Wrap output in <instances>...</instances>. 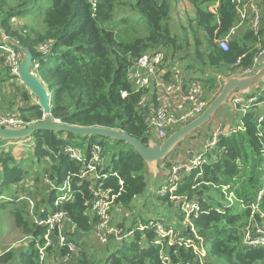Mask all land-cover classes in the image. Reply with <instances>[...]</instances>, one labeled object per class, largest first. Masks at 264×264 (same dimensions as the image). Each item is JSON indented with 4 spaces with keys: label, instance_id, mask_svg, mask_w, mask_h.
I'll use <instances>...</instances> for the list:
<instances>
[{
    "label": "trees",
    "instance_id": "1",
    "mask_svg": "<svg viewBox=\"0 0 264 264\" xmlns=\"http://www.w3.org/2000/svg\"><path fill=\"white\" fill-rule=\"evenodd\" d=\"M187 1L195 11L194 17H189L190 25L193 23L197 25L195 28L203 29L208 41L209 46L203 48V52L196 29L191 31V37L187 34L185 40H180L173 32L170 5L166 0H97L96 7L89 0H0V38L7 37L8 42L28 49L35 60L46 64L48 79L54 88V92L49 90L51 113L56 120L69 125L119 129L149 144L154 140L146 122L149 109L139 106L148 89L136 90L131 80L140 57L163 49L168 60L170 57L189 60L190 67H198L197 73L194 72L197 78L194 74L191 76L203 85L209 96L220 89L219 75L229 78L241 68L251 66L264 44V29L256 31L247 22L230 39L227 49L218 44L217 40L237 22L235 0ZM124 8L127 12L122 20L130 21L132 16L138 15L144 17L149 24L148 35L138 36L133 41L118 40L110 23L115 9ZM31 12L39 21L38 25L19 22ZM17 24L22 25L16 27ZM42 44H48L49 50L43 52ZM2 50L0 48L1 63L6 57ZM239 58L240 65H236ZM208 65L217 70L216 76H209ZM4 68L0 72V87L11 78L8 68ZM38 75L44 81L39 71ZM22 87L1 96L0 108H17L25 122L42 120L41 106L36 101L31 102L35 96ZM234 95L244 101L255 97V94L246 93L243 95L247 97H243L239 92L232 93L231 102ZM19 98L28 104L19 106ZM232 110L237 111L234 107ZM261 111L260 106H251L246 112L236 113L239 118L230 127L233 130L219 136L205 160L189 174H184L175 189L157 196L158 200L168 201L178 209L181 208L176 205V198L199 202L200 208L189 217L181 213L178 218L181 227L175 228L198 245L203 243L206 255L202 259L192 246L171 244L167 239L164 245L155 243L158 237L155 227L149 220L137 218L131 227L121 226L129 236L96 248L94 254L83 250L81 257L70 264H264V246L244 242L248 231L254 232L264 224V120L258 123ZM76 137L90 139L87 156L95 144L102 146L103 155L104 144L96 137L50 130H40L33 137L32 154L37 167L34 181L41 182L48 174L54 185L53 188L47 186L48 197L41 193L40 203L46 208L36 215L42 219L63 209L76 232L87 234L94 231L98 222L91 213L95 201L92 189L101 186L112 190L117 195L115 207L131 209L135 199L147 192V163L132 145L111 139L118 150L107 165L104 164L103 172L108 176L98 181L81 178L84 163L71 159L65 152V146L71 144L69 140ZM178 158L179 152H176L172 159ZM29 160L33 163L32 158ZM27 161L18 162L12 151L0 152V195L8 198L7 202L0 198V210L11 205L2 215L10 217L13 225L30 239L21 251L12 248L0 255V264H40L38 246L44 244L47 228L34 223L29 217L28 199H20L12 188L32 173L33 170L24 168ZM172 164L169 161L166 167L171 170ZM66 181L73 198L57 206L59 188ZM231 192L233 202L228 200ZM257 203L258 208L254 209ZM77 233L73 240L79 245Z\"/></svg>",
    "mask_w": 264,
    "mask_h": 264
},
{
    "label": "built area",
    "instance_id": "2",
    "mask_svg": "<svg viewBox=\"0 0 264 264\" xmlns=\"http://www.w3.org/2000/svg\"><path fill=\"white\" fill-rule=\"evenodd\" d=\"M93 7L97 6V0H89ZM238 12V19L236 24L231 27L229 32L220 39H216L218 44L224 48H228V43L232 37H234L240 28L249 23L250 26L256 31L264 29V20L261 17V0H235ZM8 38L6 37V41ZM18 45L15 42H8L5 49L13 50L18 53L20 60L23 58V53L20 52L14 45ZM4 47V46H3ZM41 50L46 52L49 50L48 44H42ZM8 64L13 67L16 75L19 77L18 61L16 58L12 60L8 58ZM17 60H19L17 58ZM241 58L238 59L236 65H240ZM20 63V62H19ZM264 65V44L261 45L258 54L255 55L253 64L247 68H241L237 74L231 76H251L259 71ZM42 66L41 60H35L33 64V72L38 75V70ZM259 67V68H258ZM39 76V75H38ZM40 77V76H39ZM218 82L220 83V89L222 88L223 76L219 75ZM131 80L136 90L148 89L146 95L140 100V107H148L149 112L146 116V122L153 136L159 139H166L170 132L181 128L188 122L194 120L201 115L205 109L212 102L215 94L207 96L203 85L196 79H193L191 75L183 73L169 63L167 54L164 50H153L152 52L145 53L139 58L135 66L134 71L131 73ZM25 85V84H24ZM26 86V85H25ZM27 89H29L26 86ZM219 89V90H220ZM31 91V90H30ZM50 92V91H49ZM32 93V92H31ZM264 82L261 84L260 91L255 97L250 98L248 101H244L239 95H234L232 98L233 106L237 111H248L251 106H260L262 108L261 113L258 115V123L264 120ZM241 107V109L239 108ZM58 122H61L57 120ZM35 122H25L18 113L9 112L0 116V125L22 128ZM233 130V127L230 129ZM223 133L218 132L215 135L221 136ZM219 136L207 141V147H214L219 139ZM4 141L0 138V147L4 145ZM65 152L73 160L83 162L84 170H82L81 178H93L98 181L101 178H106L107 173H104V157L102 155V148L99 144L92 146L89 156L84 157L82 151L71 144L65 146ZM205 159L202 155L197 156L189 161L188 164L180 162L179 160H173L172 175L168 178L174 182L180 177V172L185 169L186 172H191L194 168L200 165ZM104 168V169H103ZM188 173V174H189ZM183 176V175H182ZM45 184L50 188H53V182L48 174L43 178ZM122 184V182H120ZM163 187V186H162ZM170 191L173 190L169 184L165 187ZM162 189V188H161ZM175 189V188H174ZM228 189L225 188V190ZM61 194L57 197L55 205L59 206L64 202L72 200L73 194L70 184L66 183L59 188ZM95 196V201L92 204L91 213L97 217L98 222L95 226V238L103 247L107 246L114 240L121 241L123 238L129 236L125 229L116 225L114 222L113 209L115 206L116 194L112 193L110 189H103L101 186H96L92 189ZM169 191V192H170ZM1 193V187H0ZM168 193V192H167ZM166 193V194H167ZM161 193V190L159 192ZM162 194V195H166ZM0 198L7 200L6 196L0 195ZM26 198V197H25ZM174 199L176 197H173ZM20 199H23L20 197ZM187 200V198H186ZM228 200L233 202L234 194L231 192L228 194ZM30 203L29 213L33 217L35 224L45 226L47 232L44 235V244H39L40 264H44L48 256L49 248H52L56 252V256L63 264H70L74 260L81 257L83 249L73 240L76 235V227L73 226L69 220L67 211L59 209L51 213L46 218H39L35 215L34 208L35 203L33 200L28 199ZM176 205L183 208L186 217H189L192 213L200 208L199 202L196 200L185 201L182 198H176ZM253 208H258V203L253 205ZM38 217V219H36ZM152 222V221H150ZM155 227L157 234V240L155 243L164 245V241L167 239L169 243H178L180 245L192 246L198 256L202 259L206 255L205 247L202 244L198 245L192 238L185 237L178 229L166 227L163 231L156 229L157 223H150ZM145 226H141L143 229ZM197 237V236H196ZM198 238V237H197ZM173 239V241H170ZM244 242L251 246H264V227L257 230L248 231ZM164 257V260H167Z\"/></svg>",
    "mask_w": 264,
    "mask_h": 264
},
{
    "label": "rangeland",
    "instance_id": "3",
    "mask_svg": "<svg viewBox=\"0 0 264 264\" xmlns=\"http://www.w3.org/2000/svg\"><path fill=\"white\" fill-rule=\"evenodd\" d=\"M261 3L263 4L264 0H262ZM190 5L191 4L189 2L187 3L185 0H176L177 8L176 9L173 8L172 11H170V17H171L170 22L172 23L171 28L173 32L177 35V37L180 38V40H185V37L186 39H188L187 34H189V36L191 37V31L196 29L197 30L196 32H198V36L203 43L202 48L200 47L201 51L203 52L204 49H207V47L209 46L207 43L208 41H207V38L205 37V32L203 29L195 28L197 25L194 26L193 23L190 25V22L188 21L190 19L189 17L191 16L193 17L192 15L193 12L191 11ZM126 12H127V8H124L122 10L115 9L114 18L112 19L110 23L111 27L116 32V36L118 40L133 41L138 36L148 35L149 24L147 20L140 15H138L136 18L135 16H132L133 19H131L130 21L122 20V16L125 15ZM175 13H180V14L175 15ZM261 17L264 20V9L261 10ZM19 22L23 24H27L28 26L39 24V21L36 20L33 12H31L28 17H25V19L19 20ZM21 25L17 24L16 27H20ZM184 26L186 27L184 28ZM5 39L6 37H4L3 39L0 38V44L2 43L1 40H3V43L0 45V48L3 49L2 50L3 54L6 56L4 62L3 63L0 62V72L1 70L5 69L4 67L8 68V70L10 71L11 78L9 79V81L3 83L2 87H0V97L8 96L12 90L16 92L19 87L23 86L24 88H26V86L22 85V81L20 80L18 75L15 74L13 67H11L7 62V60L9 61L8 58H10L11 60L13 58H16L15 60L18 61V64L21 60L18 56V53L14 52L13 50L10 51L9 49H5V47L8 45ZM1 55L2 54L0 53V56ZM17 58L19 60H17ZM188 61L177 60V58H173V57H170L169 59V63L172 64L175 67V69H178L179 71L186 73L188 75L194 74V76L197 78L194 72L197 73L198 67L197 66L190 67ZM38 71H39V74L44 78L46 87L49 90H52L54 92V88L53 89L51 88V84L48 79L46 64L44 63L42 65V68ZM207 71H208L209 76L210 75L216 76L217 70L211 67L210 65L207 66ZM9 83L14 84V86H10ZM260 88H261V84L254 85L253 88L251 89L250 95H253V94L257 95L258 92L260 91ZM27 90H29V92L31 93L30 89H27ZM220 91L221 89L218 90L216 93L214 92L215 96ZM32 96L34 95L32 94ZM243 97H247V95H243ZM35 101L37 102V99L32 97L31 102H35ZM229 103H230V106H232V108L234 107L231 100H229L227 105L222 106L220 110L218 111L219 113L217 112L218 114L216 113L217 115L215 114L216 116L215 115H214L215 117L213 116L214 118L210 123H206L202 127L200 126L197 129V131L191 133L185 140L181 141L179 145L170 153V155L166 159L159 160L157 163L151 165V168L148 167L147 165V170H146L145 175L149 174L148 178L150 179V173L153 175L160 174L161 172L165 171V168H169V167H166V164H169V161L178 160L181 157L185 158L183 161L184 164H188L191 159L197 158V156L199 155H202L203 158L207 156V152L209 151V149L212 148V147L206 146L207 141L214 139V137L217 138L219 135H215V134H217L218 132L220 133L229 132L230 127L233 126L234 122H236L237 119L239 118V114H236V113L244 112L243 110L234 112V110H232L231 107L229 106ZM27 104L28 102L23 101L20 98L18 99L19 106H26ZM225 108L228 109V114L224 113ZM9 112L18 113V109L14 108L10 110V109L0 108V116L5 115ZM215 118H216V121H214ZM208 137H210V139H207ZM28 139L29 138L22 139V140L6 141L4 145L0 147V152L12 151L13 155L15 156L18 162L28 160L23 165L25 169L33 170L32 173H30L27 177L25 176L22 182L17 183L16 185H13L12 188H13V191L14 190L16 191V194L18 195V197H21V198L26 197L27 199H31L34 201L35 203L34 212L36 215V214H39L44 208H46L44 205L40 203V197L42 196L41 193L44 192L45 195H47L48 197L50 190H48L47 185L45 184L43 180L44 177L41 178V182L34 181V174L37 172V167H35L36 161L32 154L33 145L35 144V139L33 138L29 140ZM96 139L99 142H103L104 144L103 157H104L105 166H106L110 158L118 150V146L116 145L115 141H112L109 138L96 137ZM155 139L158 142L163 141L162 139L156 138V136L154 135V140ZM69 142L71 143V145L78 147L82 151L83 156L87 157V151H88L89 143H90L89 138L76 137V138L70 139ZM191 147L194 149L197 148L198 153L196 155L188 153L187 155L182 156V154H185V153H181L178 159H172L174 154L176 152L178 153L180 149L184 148L186 150H189ZM31 158L33 159V163H31L29 160ZM173 165L174 164L170 166L171 170L169 169L168 171L169 177L172 175ZM188 173L189 172H186L185 169H183L180 172L181 178H179V180L177 179L175 182L173 180H170L168 176H166L167 177L166 183L163 185V187H161L162 189L160 188L161 193L166 194L167 192L170 191L169 189L165 188L167 184H169V186L172 189L176 188L178 183L183 178L184 174H188ZM1 181H2V177L0 176V184H1ZM227 187L228 186H224V189ZM45 188L47 189V191H43ZM30 192H32V194H29ZM3 200L5 201V199H2V201ZM11 207H12L11 205H7L5 206V210H0V255L4 254L5 252H7L8 250L12 248L17 251H21L22 248L28 246L29 241H30L28 237L24 236L23 233L13 225L12 223L13 221L10 217H5V215L4 216L2 215V214L7 213L6 209L11 208ZM29 209H30V204L28 205V212H29ZM113 210H114L113 211L114 212V222L116 225L120 227L121 226H123L124 228L131 227L133 225V222H135L137 218L138 219L145 218L149 221L157 223L156 229L158 230L162 229L165 232L166 230L164 228V225L170 228L181 227V222L178 218L181 215L182 211L184 212L183 208L178 209L174 205L169 204L168 201L163 202L162 200H158V198L155 197V193L153 192H150V193L148 192L147 194L143 196H139L137 198V201L135 202V206L131 209H123V208L118 209V207L114 206ZM167 210L169 214L168 212L167 213L165 212ZM172 212H174V214H172ZM29 217L32 220H34L33 217L30 215V213H29ZM36 219H38V217H36ZM95 237H96L95 232L93 231V234H91L89 241H87V244L82 245V247L90 246L91 252H93L96 248H103L104 245H101ZM170 241H173V239H171ZM49 253L50 254H48L44 264H63L61 261L57 259L55 251L51 250Z\"/></svg>",
    "mask_w": 264,
    "mask_h": 264
},
{
    "label": "water",
    "instance_id": "4",
    "mask_svg": "<svg viewBox=\"0 0 264 264\" xmlns=\"http://www.w3.org/2000/svg\"><path fill=\"white\" fill-rule=\"evenodd\" d=\"M14 46L23 53V58L18 66L19 78L22 83L31 90L32 94L37 99V102L43 111V117L42 120L22 128L0 125L1 139H31L35 137V134L40 130H50L54 132L71 133L84 137H105L113 140H123L136 149L150 168L151 165L157 163L159 160L166 159L181 141L186 139L191 133L197 131L200 126L206 124L222 106L228 103L231 94L236 89L241 93L246 94L251 91L254 85L264 82V65L257 73L251 76H231L225 78L223 80L221 91L215 96L201 115L170 133V135L162 142L152 140L149 144H144L142 141L119 129H110L99 126L84 127L58 122L51 113V93L46 87L45 82L33 72V64L35 61L34 54L20 45Z\"/></svg>",
    "mask_w": 264,
    "mask_h": 264
},
{
    "label": "crops",
    "instance_id": "5",
    "mask_svg": "<svg viewBox=\"0 0 264 264\" xmlns=\"http://www.w3.org/2000/svg\"><path fill=\"white\" fill-rule=\"evenodd\" d=\"M168 3H169V5H170V10L172 11V9L174 8V9H176L177 8V6H176V0H166ZM187 3L189 2V1H187V0H185ZM261 2H262V0H261ZM190 7H191V11L193 12V17H194V15H195V11H194V8L190 5ZM261 7H262V10L264 9V3L263 4H261ZM178 14H180V13H175V15H178ZM171 18V17H170ZM172 24V23H171ZM173 27V26H172ZM240 93V94H243V93H241L238 89H236L233 93ZM251 92V91H250ZM250 92L248 93V94H250ZM215 94V93H214ZM225 105H227V103L225 104ZM229 106H230V103H229ZM231 109H233L232 107H231ZM220 110V109H219ZM218 110V111H219ZM217 111V112H218ZM216 112V113H217ZM219 113V112H218ZM217 113V114H218ZM224 113L225 114H228V109L227 108H225V111H224ZM216 114V115H217ZM215 115V116H216ZM214 116V117H215ZM214 117H212L207 123H210L212 120H213V118ZM214 121H216V118H215V120ZM205 125V124H204ZM202 127V126H201ZM220 127V126H219ZM170 135V134H169ZM168 135V136H169ZM207 139H210V137H208ZM185 140V139H184ZM194 147V146H193ZM183 149V150H182ZM182 149H180V151H179V156H180V154L181 153H185V154H182V156L183 155H187L188 153L189 154H193V155H196L197 153H198V151H197V148H190L189 150H186V149H184V148H182ZM192 155V156H193ZM184 159L185 158H180V159H178L180 162H183L184 161ZM163 165H165V164H163ZM149 167V166H148ZM169 169L168 168H165V171H163V172H161L160 174H151L150 173V179L148 178V175H146V178H147V181H148V189H147V192L145 193V194H147L148 192L150 193V192H153V193H155V197L157 198V196H158V194H159V190H160V188L166 183V176H168L169 175ZM154 173V172H153ZM150 190V191H149ZM155 191V192H154ZM144 194V195H145ZM138 198V197H137ZM137 198L135 199V202L137 201ZM134 206H135V204H134ZM133 206V207H134ZM132 207V208H133ZM119 209V208H118ZM114 211V210H113ZM166 213L168 212V210L167 211H165ZM168 214H169V212H168ZM172 214H174V212H172ZM113 215H114V212H113ZM168 224V223H167ZM171 224V223H170ZM173 224V223H172ZM264 225V224H263ZM91 234H93V232H91V233H87V234H79V233H77V239H78V242H79V246L81 247V248H83V250H86V251H90V253L91 254H94V252L95 251H93V252H91V247L90 246H87V247H82V245H86L87 244V241H89V238H90V236H91ZM57 257V256H56ZM58 259V258H57Z\"/></svg>",
    "mask_w": 264,
    "mask_h": 264
},
{
    "label": "clouds",
    "instance_id": "6",
    "mask_svg": "<svg viewBox=\"0 0 264 264\" xmlns=\"http://www.w3.org/2000/svg\"><path fill=\"white\" fill-rule=\"evenodd\" d=\"M262 84V83H261Z\"/></svg>",
    "mask_w": 264,
    "mask_h": 264
}]
</instances>
